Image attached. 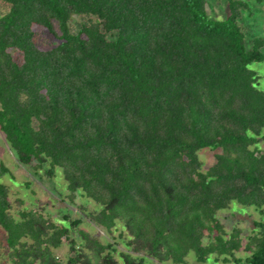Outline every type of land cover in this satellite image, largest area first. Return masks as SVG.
<instances>
[{"label":"trees","instance_id":"obj_1","mask_svg":"<svg viewBox=\"0 0 264 264\" xmlns=\"http://www.w3.org/2000/svg\"><path fill=\"white\" fill-rule=\"evenodd\" d=\"M3 1L0 131L17 161L50 179L61 170L68 198L93 200L92 221L135 254L264 264V220L243 246L218 218L233 203L264 213V92L249 68L264 62V39L240 26L247 4L228 0L229 17L216 21L208 0ZM73 16L90 21L73 31ZM205 148L220 152L203 170ZM18 202L15 216L0 183L14 264H58L63 239L74 252L66 264H145L131 252L116 260L79 228L83 217L56 223ZM242 247L249 255L237 258Z\"/></svg>","mask_w":264,"mask_h":264},{"label":"rangeland","instance_id":"obj_2","mask_svg":"<svg viewBox=\"0 0 264 264\" xmlns=\"http://www.w3.org/2000/svg\"><path fill=\"white\" fill-rule=\"evenodd\" d=\"M234 1H242L248 6L242 13L244 16L240 21V26L246 33L247 39H264V1L262 3H258L256 0ZM8 11V4L0 0V14L4 15ZM207 12L212 20L223 21L230 15L229 1L208 0ZM89 21L90 18L87 16H73L71 22L72 30L77 31L81 23ZM36 42L43 49L49 47L48 36L45 34H38L36 36ZM12 53L17 62H22V56L19 52L12 51ZM249 68L255 71L260 77L258 88L264 92V62L253 63ZM262 144L264 147L263 142ZM218 152L220 150L213 151L209 148H205L199 152V159L203 163V170H206L216 162L215 154ZM35 165L36 162L33 164V167H25L19 163L10 145L7 143L5 136L0 131V183L8 187L9 200L13 203L14 207L12 210L13 215L16 216L17 214L16 210L19 207L18 200H20L22 201L21 208L23 210L41 213L56 223L65 222V216H69L70 220L83 217V224L79 228L87 232L91 238L103 244L111 245L112 254L120 263H122L120 253L131 252L136 257L146 256L144 253H133L132 249L126 245L127 239L124 240L119 236V231L115 232L113 230L112 232H108L92 221L90 215L100 209L93 200L82 197L80 194H77L72 200L68 198L67 183L61 170H58L56 177L50 179L44 173L46 167H37L38 165ZM218 218L223 223L225 232L232 233L234 229L241 230V238L244 246L256 231L254 221L264 220V213H260L254 208H247L233 203L228 208L219 211ZM78 236V233L74 231L73 237L79 239ZM5 246L6 233L0 227V264H14L10 252L5 250ZM54 253L58 264H66L67 259L74 256V252L66 239H63V244ZM248 255L249 253L243 247L236 253L237 258H245ZM187 262L188 264H196L193 254L187 257ZM209 263L234 264L232 259H229V262L226 263L222 260L218 263H214L213 261ZM145 264L160 263L146 256Z\"/></svg>","mask_w":264,"mask_h":264}]
</instances>
